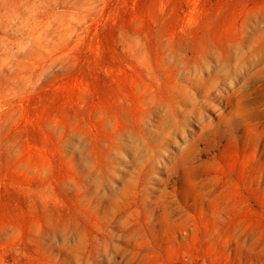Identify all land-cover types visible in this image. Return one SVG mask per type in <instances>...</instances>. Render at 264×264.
I'll return each instance as SVG.
<instances>
[{
	"label": "rangeland",
	"instance_id": "rangeland-1",
	"mask_svg": "<svg viewBox=\"0 0 264 264\" xmlns=\"http://www.w3.org/2000/svg\"><path fill=\"white\" fill-rule=\"evenodd\" d=\"M0 264H264V0H0Z\"/></svg>",
	"mask_w": 264,
	"mask_h": 264
}]
</instances>
